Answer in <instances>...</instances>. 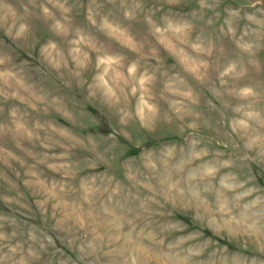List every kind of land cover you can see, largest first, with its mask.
I'll use <instances>...</instances> for the list:
<instances>
[{"label": "rangeland", "instance_id": "rangeland-1", "mask_svg": "<svg viewBox=\"0 0 264 264\" xmlns=\"http://www.w3.org/2000/svg\"><path fill=\"white\" fill-rule=\"evenodd\" d=\"M0 264H264V0H0Z\"/></svg>", "mask_w": 264, "mask_h": 264}]
</instances>
